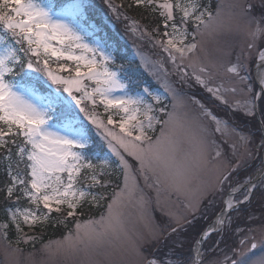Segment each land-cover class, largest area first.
<instances>
[{
  "label": "snow or ice",
  "instance_id": "1",
  "mask_svg": "<svg viewBox=\"0 0 264 264\" xmlns=\"http://www.w3.org/2000/svg\"><path fill=\"white\" fill-rule=\"evenodd\" d=\"M103 4L0 0L5 264H264V0Z\"/></svg>",
  "mask_w": 264,
  "mask_h": 264
},
{
  "label": "rangeland",
  "instance_id": "2",
  "mask_svg": "<svg viewBox=\"0 0 264 264\" xmlns=\"http://www.w3.org/2000/svg\"><path fill=\"white\" fill-rule=\"evenodd\" d=\"M128 1L125 0V10L127 11L128 15L132 16L136 19H141V10L127 9ZM51 2L56 6H60V5H63L65 3H68L69 0H65V1L64 0H58V3L56 2V0H51ZM93 2L101 8L105 7L103 4V0H93ZM114 2L119 4L121 2V0H114ZM106 30H107L108 35L112 38V40L114 39L113 40L114 43L116 40H120L121 43L126 46L125 53H123L122 50L120 51V54L123 55L125 61L129 58L135 57L137 62H138L139 61L138 53H142L145 56L151 57L153 59L155 58V55L153 54V51L151 50L150 46L146 42L140 41V40L136 39L135 37L131 36L130 34L126 33L125 29H124V25L121 22L116 21L114 18H112L111 14H109L108 27ZM117 52H118V49L116 48V55H117ZM118 57H120V58H118V62H121L120 60H122L121 59L122 56L120 55ZM137 72L143 73L142 78L146 82L151 84L153 87L156 86L155 81L152 79V77L150 75H148L147 71H145L143 68L137 69ZM195 92H196V95L198 98L202 99L204 102L211 105V101L208 100L207 94L204 93L203 90H195ZM104 151H107V149L105 148ZM101 154H103V153H101ZM248 207H249V212L254 214L256 217L259 218V217L264 216V200H262L260 198L259 194H257V196L254 198L252 204L249 205ZM88 215L94 216L96 214L90 213ZM212 218L213 217L210 213L208 219L207 220H201L200 224L197 226V228L199 229V228L205 227L209 222L212 221ZM240 226H244V223L241 222ZM26 231H27V229H26ZM195 235H196V230H190L188 233V238L190 239L191 237H194ZM59 237H57V238H59ZM53 239H55V238H53ZM228 242L231 243L232 240L229 239ZM20 247L25 250V253H27L28 251L31 250L30 246H28V245L22 244V245H20ZM37 247H39V245ZM37 259H39V253L37 254ZM0 264H5V256H4V252H3V244L2 243H0Z\"/></svg>",
  "mask_w": 264,
  "mask_h": 264
},
{
  "label": "trees",
  "instance_id": "3",
  "mask_svg": "<svg viewBox=\"0 0 264 264\" xmlns=\"http://www.w3.org/2000/svg\"><path fill=\"white\" fill-rule=\"evenodd\" d=\"M65 1V0H64ZM128 1V0H127ZM56 2L58 3V0H56ZM129 2V1H128ZM107 31V30H106ZM114 40V39H113ZM115 45H116V48L118 49V52H117V57L118 56H122V60H120L121 62H125V60H124V57H123V55L122 54H120V51L122 50L123 51V53H125V48H126V46L125 45H123L122 43H121V41L120 40H116L115 41ZM118 58H120V57H118ZM0 180H3V177L2 176H0ZM2 203H3V201L2 200H0V205H2ZM90 213H92V214H97L98 213V209H95V208H93V209H91V210H88L87 211V215L88 214H90ZM3 219V216L2 215H0V220H2ZM69 227H71V224L69 225ZM66 230L62 227V226H60V227H57V228H52V227H49L47 230H46V232H45V234H44V241H46V240H48L49 238H57V237H59V236H62L63 234H64V232H65Z\"/></svg>",
  "mask_w": 264,
  "mask_h": 264
},
{
  "label": "water",
  "instance_id": "4",
  "mask_svg": "<svg viewBox=\"0 0 264 264\" xmlns=\"http://www.w3.org/2000/svg\"><path fill=\"white\" fill-rule=\"evenodd\" d=\"M211 222H212V221H211ZM211 222H210V223H211Z\"/></svg>",
  "mask_w": 264,
  "mask_h": 264
}]
</instances>
